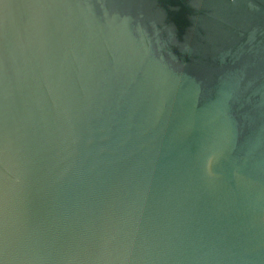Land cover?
<instances>
[{"label":"water","instance_id":"obj_1","mask_svg":"<svg viewBox=\"0 0 264 264\" xmlns=\"http://www.w3.org/2000/svg\"><path fill=\"white\" fill-rule=\"evenodd\" d=\"M0 264H264V0H0Z\"/></svg>","mask_w":264,"mask_h":264}]
</instances>
